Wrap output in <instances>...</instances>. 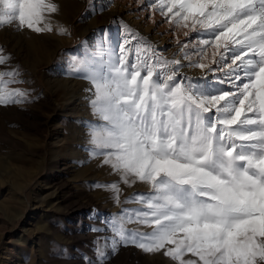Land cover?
Listing matches in <instances>:
<instances>
[{
	"label": "snow or ice",
	"instance_id": "obj_1",
	"mask_svg": "<svg viewBox=\"0 0 264 264\" xmlns=\"http://www.w3.org/2000/svg\"><path fill=\"white\" fill-rule=\"evenodd\" d=\"M150 7L185 37L195 35L177 40L180 59L130 32L121 42L98 30L93 50L73 61L91 84L90 155L102 156L123 183L148 185L124 201L139 207L105 221L111 235L98 239L97 260L133 245L176 264H264V0H150ZM58 11L55 0H0V27L53 31ZM10 59L0 49V65ZM182 61L201 75H183ZM18 78L15 68L0 71V106L27 101L26 89L10 87ZM103 187L119 203V184Z\"/></svg>",
	"mask_w": 264,
	"mask_h": 264
},
{
	"label": "rangeland",
	"instance_id": "obj_2",
	"mask_svg": "<svg viewBox=\"0 0 264 264\" xmlns=\"http://www.w3.org/2000/svg\"><path fill=\"white\" fill-rule=\"evenodd\" d=\"M123 1L104 5L100 0H55L59 11L50 17L53 31L0 27V49L11 58L0 65V71L17 69L23 82L10 87L28 91L26 102L0 106V264H101L97 241L111 235L105 231V221L123 208L139 207L124 201L133 193L148 191V185L138 181L131 186L123 183L103 164L102 156L90 155L87 124L95 117L84 88L72 94L67 108L58 95L63 82L91 87L72 70L73 61L93 50L98 31L90 28L102 20L103 11ZM139 2L146 7V20H152L154 30L170 32L174 45L160 49L152 34L144 33L145 24L133 27L125 16H111L108 28L99 30L115 33L121 42L130 32L162 56L180 59L177 40L187 42L195 35L188 38L183 29L171 27L150 7V0ZM57 27L66 31L59 33ZM172 47L176 48L170 51ZM182 62L188 67L187 61ZM182 74L195 77L186 71ZM112 183L119 184V203L103 187ZM127 227L150 230L137 223ZM162 254L120 245L115 252L109 250L103 264H154L157 259L160 264H176ZM185 258L196 259L191 254Z\"/></svg>",
	"mask_w": 264,
	"mask_h": 264
},
{
	"label": "bare ground",
	"instance_id": "obj_3",
	"mask_svg": "<svg viewBox=\"0 0 264 264\" xmlns=\"http://www.w3.org/2000/svg\"><path fill=\"white\" fill-rule=\"evenodd\" d=\"M108 1H110V0H100V3H103L104 5H106L108 3ZM121 1H123V0H121ZM146 13H147L146 12V7H144V5H142L140 2L138 3V0H136V1H133V0L126 1V0H124L123 2H120L116 8L109 7L106 10H104L103 11V17L101 18L102 20H100L98 23L95 22L91 26L90 29L91 30L94 29L97 32L99 29H102L103 27L108 28V19L111 16H114V15H116V16H125V17L128 18L127 22L130 25H132L133 27H135V26L136 27H139L138 24H140V23L141 24H145L146 27L144 28V33L146 35L147 34H152L153 38L155 39V43L158 44V46L160 47V49H164L167 45H174L175 44V41H174V39L172 37L173 35L170 34V32L165 31L164 29H158V30L155 31L154 30L155 29V25H154V23H152V20H150L149 18L148 19L151 22L150 21H147L148 19L146 20ZM136 19H138V20H136ZM87 30H89V29H87ZM110 34H112L115 37V33H112L111 32ZM156 40H159V41L156 42ZM173 48L175 49L176 47H172V49L170 51L174 50ZM184 71H186V73L189 72L190 74H194L195 77L196 76L198 77V76L201 75V70L200 69H196V68H192V67H186V66H184V67H182L180 69V72L183 73ZM61 84H62L61 85L62 88L59 91L58 90L57 91H58L59 97L61 99L63 98L62 100H64V103L63 104H64V107L65 108H67L68 106L71 105V102H70L69 99L72 96V94L75 93L79 89H83L84 88V90H82V92L84 93V95L87 96V97L90 96V93L88 92V89L90 87H85V86L79 85V84H77L78 86L76 87V84L74 85V84L69 83V82L68 83L63 82ZM134 252H136V251L134 250ZM162 255H164V254H162ZM113 257H115V256H113ZM136 257H137V255H136ZM158 257L159 256H157L156 258H158ZM153 259H154V257H153ZM153 259H152V261H153ZM159 259H160V257H159ZM160 261L157 259V260H155V263L160 264L159 263ZM151 263H153V262H151Z\"/></svg>",
	"mask_w": 264,
	"mask_h": 264
}]
</instances>
